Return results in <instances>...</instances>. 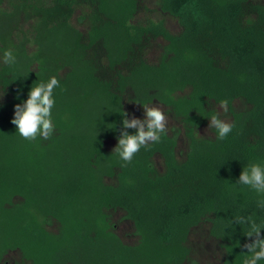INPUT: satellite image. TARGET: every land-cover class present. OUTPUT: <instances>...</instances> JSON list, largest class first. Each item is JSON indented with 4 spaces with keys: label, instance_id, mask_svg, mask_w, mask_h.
I'll list each match as a JSON object with an SVG mask.
<instances>
[{
    "label": "trees",
    "instance_id": "trees-1",
    "mask_svg": "<svg viewBox=\"0 0 264 264\" xmlns=\"http://www.w3.org/2000/svg\"><path fill=\"white\" fill-rule=\"evenodd\" d=\"M52 76L54 135L29 142L14 106ZM0 97V264H243L234 219L264 223L237 184L264 165V0H0ZM145 104L167 133L122 167L121 113Z\"/></svg>",
    "mask_w": 264,
    "mask_h": 264
},
{
    "label": "clouds",
    "instance_id": "clouds-1",
    "mask_svg": "<svg viewBox=\"0 0 264 264\" xmlns=\"http://www.w3.org/2000/svg\"><path fill=\"white\" fill-rule=\"evenodd\" d=\"M3 62L7 65H14L16 57L12 50H6L3 54ZM60 87V81L52 76L47 82L33 84L28 92V98L22 104L14 106V117L11 121L16 126L17 133L23 139L32 142L37 138L48 140L55 132V124L52 118V109L55 107L54 90ZM3 97V96H2ZM0 97V98H2ZM229 101H220V107L225 113L228 112ZM144 119L133 116L122 111V128L117 146L113 149L119 158L124 162L121 166L130 164L134 156L142 149H148L150 144L159 143L163 135L167 133V116L159 107L142 105ZM209 127L216 130L217 139L225 140L232 132L233 124L221 119L219 114L210 117ZM127 129H134V134H129ZM237 184L248 186L259 196L264 197V165L260 163H250L246 165L237 181ZM258 207L264 208V199L257 201ZM234 224L248 225L249 230L244 234L253 238L251 243H245L243 248L247 249V254L243 264H259L264 260V237L261 236V229L264 223L257 224L251 217L237 216Z\"/></svg>",
    "mask_w": 264,
    "mask_h": 264
},
{
    "label": "rangeland",
    "instance_id": "rangeland-1",
    "mask_svg": "<svg viewBox=\"0 0 264 264\" xmlns=\"http://www.w3.org/2000/svg\"><path fill=\"white\" fill-rule=\"evenodd\" d=\"M205 246V245H204Z\"/></svg>",
    "mask_w": 264,
    "mask_h": 264
}]
</instances>
